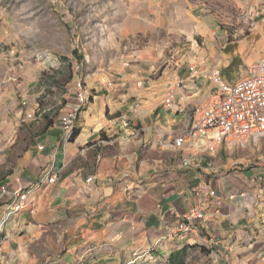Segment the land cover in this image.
Masks as SVG:
<instances>
[{
    "label": "crops",
    "instance_id": "0c3cea01",
    "mask_svg": "<svg viewBox=\"0 0 264 264\" xmlns=\"http://www.w3.org/2000/svg\"><path fill=\"white\" fill-rule=\"evenodd\" d=\"M0 53V69L5 68L2 64L9 71L14 69L16 57ZM221 61L217 47H203L167 59L159 72L155 62L125 63L130 67H120L101 85H85L88 102L78 105L73 96L63 106L62 114L79 108L75 120L79 133L65 144L59 124L62 114L50 126L43 125L38 134L20 127L23 112L14 91H21L19 95L26 91L20 89L22 81L11 75L20 85L0 88V97L11 95L15 119L8 124L16 130L0 137V150L1 158L12 159L14 165L0 183L15 185L19 177L23 186L31 185L52 164L57 179L36 190L27 208L11 218L8 238L1 243L3 260L12 264L27 256L26 246L16 242L39 247L41 241L51 239L50 225L62 248L50 264H169L175 250L204 242V231L219 248L229 243L237 247L258 218L257 203H264V138L242 148L223 147L213 157H197L184 150L191 156L188 166L181 164L180 152L156 145L160 133L170 135L184 127L186 110L207 96L210 69L218 65L223 70ZM192 63L199 70L196 78L188 74ZM225 77L227 82L237 81ZM167 94L172 96L168 106L164 103ZM123 115L126 120H121ZM192 156L198 160L194 162ZM88 176H93L90 183L85 182ZM207 182L216 189L220 202L214 198L207 202L211 217L200 223V240H194V235L166 238L176 215L189 211L198 200L194 187Z\"/></svg>",
    "mask_w": 264,
    "mask_h": 264
},
{
    "label": "rangeland",
    "instance_id": "374dc122",
    "mask_svg": "<svg viewBox=\"0 0 264 264\" xmlns=\"http://www.w3.org/2000/svg\"><path fill=\"white\" fill-rule=\"evenodd\" d=\"M260 1L0 0V52L16 57L14 69L9 71L2 64L5 68L0 69V88L19 87L11 75L22 81L20 89L23 87L26 95L14 91L23 112L20 127H28L33 135L44 128L47 120L58 121L63 106L74 96L77 79L88 88L101 85L120 67H130L125 65L128 62H155L159 72L167 59L190 55L203 47H217L222 55L220 66L230 65L228 77L245 78L247 66L264 55ZM11 49L14 54L9 53ZM73 49L82 57L80 61ZM11 99V95L0 97V137L16 130L8 124L15 119ZM29 111H33L34 119L26 118ZM1 151L0 181L14 165L12 159L1 158ZM197 160L194 158V162ZM256 217L237 247L232 243L219 248L213 242H194L187 248L184 263L264 264V203H257ZM47 232L51 239L41 241L39 247L16 242L17 246H26L27 256L12 264L53 262L62 248L53 238V226H48ZM203 236L207 239L210 235L204 231Z\"/></svg>",
    "mask_w": 264,
    "mask_h": 264
},
{
    "label": "built area",
    "instance_id": "2783aa9c",
    "mask_svg": "<svg viewBox=\"0 0 264 264\" xmlns=\"http://www.w3.org/2000/svg\"><path fill=\"white\" fill-rule=\"evenodd\" d=\"M258 17L264 18V0L260 1ZM9 53L14 54V50L11 49ZM246 71L245 78L227 82L222 69L218 65H213L208 75L211 87L207 96L186 110L183 128L170 135L160 133L156 145L160 149L180 152L181 156H177L181 158V164L188 166L191 163L190 154L183 153L184 150L199 152L197 157L203 153L213 157L223 147L242 148L260 137L264 138V55L252 61ZM188 74L191 78L198 77L197 65L190 64ZM73 89L78 105L88 101L89 96L82 80L77 79ZM171 99V94H167L164 99L165 105H170ZM78 109V106H75L59 118L63 131L61 142L64 144L71 139ZM25 116L28 119L35 118L33 111L25 113ZM122 120H126L124 115ZM43 147L37 146L38 149ZM125 177H128V174ZM258 178L260 179V176ZM56 179L57 170L55 164H52L42 169L40 176L31 185L23 186L19 177L14 179L15 185L0 183V264H11L9 260H3L4 252L1 247L3 239L8 238L6 229L11 218L27 208L36 190L55 183ZM92 180L93 176H88L85 182L90 183ZM194 192L199 196L198 200L189 211L176 215V221L170 224L166 231V238H188L192 235L195 236L194 240L200 238V223L211 217L206 210L207 202L214 198L219 203L220 197L210 182L199 183L194 187ZM233 196L229 195L230 198ZM202 240L207 243L213 242V237L210 235Z\"/></svg>",
    "mask_w": 264,
    "mask_h": 264
},
{
    "label": "trees",
    "instance_id": "16d2710c",
    "mask_svg": "<svg viewBox=\"0 0 264 264\" xmlns=\"http://www.w3.org/2000/svg\"><path fill=\"white\" fill-rule=\"evenodd\" d=\"M73 54H75V57L78 59V61L81 60L82 57H80V55L78 54L77 50L76 49H73ZM231 71V68H230V65L227 67V68H224L222 70V74L223 76H228L227 74ZM225 79L227 80V78L225 77ZM228 81V80H227ZM46 117V115H45ZM46 120V119H45ZM46 127L50 126L53 121L50 119V120H47L46 121ZM79 133V131L74 128L72 134H71V139H73L77 134ZM190 245H184L183 247H181L180 249L178 250H175L174 252L171 253V255L169 256V264H185L184 263V258L187 254V248L189 247Z\"/></svg>",
    "mask_w": 264,
    "mask_h": 264
}]
</instances>
